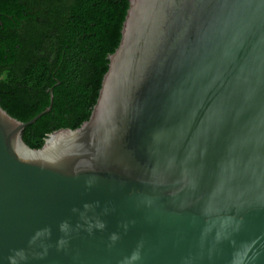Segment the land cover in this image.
Returning a JSON list of instances; mask_svg holds the SVG:
<instances>
[{
  "label": "water",
  "instance_id": "water-1",
  "mask_svg": "<svg viewBox=\"0 0 264 264\" xmlns=\"http://www.w3.org/2000/svg\"><path fill=\"white\" fill-rule=\"evenodd\" d=\"M90 114L31 148L0 106V264H264V0H127Z\"/></svg>",
  "mask_w": 264,
  "mask_h": 264
},
{
  "label": "trees",
  "instance_id": "trees-1",
  "mask_svg": "<svg viewBox=\"0 0 264 264\" xmlns=\"http://www.w3.org/2000/svg\"><path fill=\"white\" fill-rule=\"evenodd\" d=\"M127 0H0V106L31 148L86 120L116 48Z\"/></svg>",
  "mask_w": 264,
  "mask_h": 264
}]
</instances>
